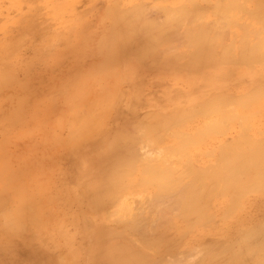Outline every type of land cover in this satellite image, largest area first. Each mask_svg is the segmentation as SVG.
<instances>
[{"label": "rangeland", "instance_id": "374dc122", "mask_svg": "<svg viewBox=\"0 0 264 264\" xmlns=\"http://www.w3.org/2000/svg\"><path fill=\"white\" fill-rule=\"evenodd\" d=\"M170 1L188 10L170 25L177 32L212 30L218 9L232 18L228 42L243 45L236 51L246 78L240 107L264 124V0ZM147 2L168 0H0V264H264V250L255 251L264 246V156L224 147L241 139V127L214 129L202 114L188 121L189 141L201 132L204 141L179 174L195 161L205 180L187 162L181 196L165 209L155 211L158 188L134 174L150 158L143 136H160L163 118L146 134V109L127 118L112 77H158L150 60H137L158 36L149 43L139 37L145 25H130ZM128 63L132 71L122 72ZM163 104L172 103H149ZM133 143L139 158L128 166Z\"/></svg>", "mask_w": 264, "mask_h": 264}, {"label": "bare ground", "instance_id": "6f19581e", "mask_svg": "<svg viewBox=\"0 0 264 264\" xmlns=\"http://www.w3.org/2000/svg\"><path fill=\"white\" fill-rule=\"evenodd\" d=\"M191 1L196 4V0ZM147 3L149 4L142 7V12L137 17L139 20L133 21L130 25H145L143 27H145L146 33L139 37H144L149 43H152L155 35L158 36V44L142 47L140 50L141 57L137 59L140 64L150 60L152 70H159L158 77L156 79L153 77L145 79L140 75L134 76V73L129 77H124V74L121 76L117 73L116 77L112 78L116 88L114 91L121 98L118 101L120 103L119 107H121L120 109L127 118H138L140 116L138 113L140 106L146 109L145 114H143L146 116V121L149 122L145 125V129L149 125V128L145 131L146 134L152 128L151 120L154 121L157 117L163 118L162 123L164 124L158 129L161 132L160 136L156 135V138L149 137V133L143 136L141 146L150 152V158L147 163L141 162V170L134 173L136 177H140L142 182H149L150 186L158 188L154 193L155 199H159L161 202L159 205L154 206L155 211H157L181 196L182 186H180V183L186 180L187 169L185 165L190 161L185 160L181 175L179 174L178 163L182 162L183 157L190 156L188 153L192 154L202 149L204 141V139H200L202 132L200 133L201 136L197 133L196 137L191 142L189 141L187 124L190 119L195 118L194 115L209 116L210 118L205 117L203 120H210V125L214 129L219 128L222 130L228 127L234 130L235 125L241 127L242 132L239 136L241 139L234 138L232 140V138H228L225 140L224 147H232V144H234L237 147L236 149L239 150L257 149L263 156L264 124L260 122L261 116L256 113L258 111L249 109L252 114H248L246 107H240L241 100L238 94L243 89V81L246 78H243L241 72L240 60L242 54L236 51V48L241 49L243 45L239 42L240 44L234 46L236 40L228 42L227 33L230 29L226 24L232 22V18L223 17L222 11L218 9L216 11L217 18L214 19L213 23H208V25H211L212 30L208 28L203 30L200 25L197 28L199 31L192 33L187 32V30L177 32L175 27L170 25L177 24V27H179V20L186 19L188 10L184 6L173 1L169 2V0L158 5L159 7L156 6L157 2ZM194 10L196 11L197 8ZM225 14L228 13L225 12ZM141 19L143 20L140 23ZM147 20H150V22L148 23ZM121 31L124 30L121 29ZM212 33L215 35H212ZM166 42H168V45ZM132 66H134L133 63H128V65L122 67V72L132 71L130 70ZM122 83L127 85L124 86ZM230 84L235 86V90L230 88ZM107 85V76L98 80V86H101L102 89L106 88ZM156 85L159 88L153 91L151 87ZM153 92L156 94H152ZM146 96L147 99L142 101L141 99ZM249 99L250 95H247V102H249ZM161 100L172 104L170 106L163 104L158 107L149 105L152 101ZM128 102H131L129 106ZM228 102L229 104L232 103L230 108H227ZM246 116L258 120L254 123L250 121L251 119L244 122L243 118L245 119ZM177 118L183 122L177 121ZM221 119H224V123L220 121ZM122 123H119L120 127L124 126V123ZM209 127L206 124V128L209 129ZM178 131L181 133V137L180 133L177 138L170 136V133H177ZM166 134L168 135L166 136ZM223 134H225V131H223ZM162 148L168 149L172 154H168L166 157L160 156ZM134 151L133 143L128 150V158L130 159L128 166H132L133 162L139 158V152ZM155 153L156 156H154ZM251 157L257 158V153L254 150ZM238 161H240V158H236L233 162ZM190 164L194 171V177H197L195 180H205V176L199 175L201 166L196 164L195 161L190 162ZM145 173L149 174V177ZM260 185H264V178L261 179ZM198 193L202 194L203 192ZM126 207L128 206L124 204L117 205V209L120 210L119 213L123 215L125 213L121 210ZM200 209V207L196 208V210ZM253 236L255 235L251 234L247 237L252 238ZM260 250H264V246L256 245L255 251L260 252ZM252 253L242 254L250 257ZM113 262L114 264H124L122 261L117 260ZM131 262L132 260H129L126 264Z\"/></svg>", "mask_w": 264, "mask_h": 264}]
</instances>
